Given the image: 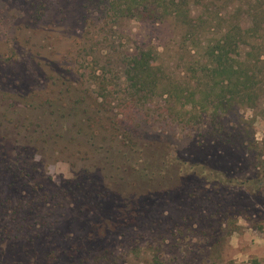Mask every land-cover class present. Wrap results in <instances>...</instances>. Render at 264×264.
<instances>
[{
  "label": "rangeland",
  "instance_id": "obj_1",
  "mask_svg": "<svg viewBox=\"0 0 264 264\" xmlns=\"http://www.w3.org/2000/svg\"><path fill=\"white\" fill-rule=\"evenodd\" d=\"M243 1L191 5L187 38L109 0H0V264L241 262L264 228V81L219 102L203 71ZM141 51L195 104L131 87Z\"/></svg>",
  "mask_w": 264,
  "mask_h": 264
},
{
  "label": "trees",
  "instance_id": "obj_2",
  "mask_svg": "<svg viewBox=\"0 0 264 264\" xmlns=\"http://www.w3.org/2000/svg\"><path fill=\"white\" fill-rule=\"evenodd\" d=\"M204 1L206 0H109L107 10L112 11L116 17L129 14L132 16L137 12L150 18L158 14L160 15L157 17L172 16L189 38L196 34V30L203 23L199 17L197 20L190 17V6H199ZM243 2L241 9H245L244 14L249 18V25L243 28V25L230 20L229 25L219 31V38L205 48L209 61L204 65V84L209 87L208 92L217 90L215 99L219 102L225 98L230 103L237 98H241V102L250 101L264 81V77L258 79L256 73L261 69L259 65H264V0ZM256 37H259V43H256ZM243 47L249 48V51L239 61L236 56ZM125 76L137 92H150L161 87L170 98L182 97L185 103L195 104L196 89L193 92L188 89L189 92L184 97V91L178 85H160L163 82L161 69L156 57L150 52L141 51L130 56ZM152 264L170 263L154 258Z\"/></svg>",
  "mask_w": 264,
  "mask_h": 264
},
{
  "label": "crops",
  "instance_id": "obj_3",
  "mask_svg": "<svg viewBox=\"0 0 264 264\" xmlns=\"http://www.w3.org/2000/svg\"><path fill=\"white\" fill-rule=\"evenodd\" d=\"M252 235L241 236V262L239 264H264V228Z\"/></svg>",
  "mask_w": 264,
  "mask_h": 264
}]
</instances>
